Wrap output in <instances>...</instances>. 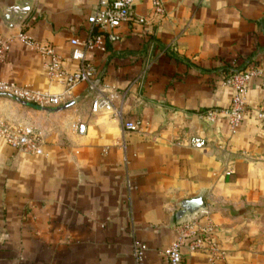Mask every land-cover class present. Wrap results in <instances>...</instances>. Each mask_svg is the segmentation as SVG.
<instances>
[{
  "label": "crops",
  "instance_id": "crops-1",
  "mask_svg": "<svg viewBox=\"0 0 264 264\" xmlns=\"http://www.w3.org/2000/svg\"><path fill=\"white\" fill-rule=\"evenodd\" d=\"M16 1L0 0V38L24 30L75 71L70 40L89 31L99 0H33L24 24L8 31L1 13ZM162 2L160 16L137 1L120 39L88 55L106 94L125 97L114 112L92 111L87 84L47 110L0 96L1 118L46 134L33 157L0 140V264H136L135 239L147 245L145 264H167L181 203L200 194L206 208L193 220L212 228L225 257L212 263L183 248L185 264H264V124L253 111L232 133L225 119L207 117L232 104L229 74L264 70V0ZM45 61L15 43L0 80L63 93ZM248 104L264 109L259 79ZM127 121L143 131L124 132ZM191 138L207 146L195 149Z\"/></svg>",
  "mask_w": 264,
  "mask_h": 264
},
{
  "label": "built area",
  "instance_id": "built-area-1",
  "mask_svg": "<svg viewBox=\"0 0 264 264\" xmlns=\"http://www.w3.org/2000/svg\"><path fill=\"white\" fill-rule=\"evenodd\" d=\"M137 1L139 0H99L96 9L87 19L90 25L89 31L84 37H74L70 40L72 60L77 65L75 71H70L65 66L62 56L54 46L34 40L24 30L0 38V64L6 62L13 44L20 43L30 51L44 57L46 61L43 67L48 79L64 86L63 93L57 95L0 80V96H7L21 103L47 110L60 106L65 99L72 97L75 88L81 84H87L89 91L96 94L92 111L94 113L100 110L114 112V100H124L125 97L116 93L106 94L100 72L89 60L88 55L92 52L106 53L108 44L120 39L119 30L131 20ZM150 1L157 15L165 14L162 0ZM253 79H259L264 88V70L256 64L244 72L229 74L223 82L235 92L232 104L228 108L208 111L207 117L212 121L225 119L232 133L237 132L245 118L253 111L257 119L264 124V109L254 110L248 104V88ZM123 131L142 132V123L124 122ZM75 132L79 136L85 135L86 124H77ZM0 140L18 153L33 157L41 153L46 144V134L39 129L0 117ZM190 145L195 149L203 150L207 143L201 138H191ZM183 248H187L190 253L206 254L212 263L223 260L225 257L223 249L212 233V228H204L195 220L178 225L175 241L163 252L167 264H185ZM146 253L147 245L135 239L133 257L136 264H145Z\"/></svg>",
  "mask_w": 264,
  "mask_h": 264
},
{
  "label": "water",
  "instance_id": "water-1",
  "mask_svg": "<svg viewBox=\"0 0 264 264\" xmlns=\"http://www.w3.org/2000/svg\"><path fill=\"white\" fill-rule=\"evenodd\" d=\"M33 0H18L1 13V19L6 29L14 30L21 27L32 12ZM206 208L204 194L181 203V209L176 214L178 225L192 221L194 216Z\"/></svg>",
  "mask_w": 264,
  "mask_h": 264
}]
</instances>
